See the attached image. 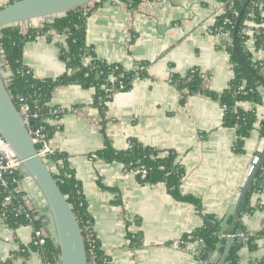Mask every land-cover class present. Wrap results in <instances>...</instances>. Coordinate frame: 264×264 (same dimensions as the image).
Segmentation results:
<instances>
[{
  "label": "crops",
  "instance_id": "0c3cea01",
  "mask_svg": "<svg viewBox=\"0 0 264 264\" xmlns=\"http://www.w3.org/2000/svg\"><path fill=\"white\" fill-rule=\"evenodd\" d=\"M12 1L0 0V8ZM87 9L92 10L87 42L99 58L128 69L147 63L143 67L148 76L135 79L132 89L117 91L109 101L106 135L118 150L128 148L132 138L161 150H175L185 168L181 193L201 202L199 209L194 203L178 201L164 183L143 185L122 163L97 157L106 138L102 117L92 106L93 89L60 85L50 105L68 113L59 122L52 121L61 126L52 142L69 155V164L82 182L102 248L112 264H217L223 251L199 260L197 254L203 249L199 240L185 247L176 244L202 227L206 215L221 220L222 230L229 232L228 220L252 157L264 146L263 138L253 132L246 140V153H236L237 131L223 124L220 102L201 94L184 97L186 91L173 83L175 74L197 71L211 90L222 92L228 87L233 70L224 45L227 37L213 29L223 13L219 0H142L137 7L96 0ZM39 24L17 25L26 34ZM62 42L57 35L50 40L44 34L24 44V63L37 78L56 79L68 72L61 57ZM254 59L264 63V45ZM242 106L256 108L260 119L264 116V104ZM252 205L255 211L243 214L242 223L252 233L263 232L264 188L253 196ZM136 234L143 239L142 246L132 243ZM33 240V226L13 228L0 219V262L46 264L33 250ZM255 243L257 248L252 250L245 239L239 250L241 264L264 259V236Z\"/></svg>",
  "mask_w": 264,
  "mask_h": 264
},
{
  "label": "trees",
  "instance_id": "16d2710c",
  "mask_svg": "<svg viewBox=\"0 0 264 264\" xmlns=\"http://www.w3.org/2000/svg\"><path fill=\"white\" fill-rule=\"evenodd\" d=\"M115 1L125 2L132 7H137L142 2V0ZM219 2L223 13L218 17L213 29L218 33H229L231 37V42L228 40L224 42L233 70V77L228 87L222 92L211 90L205 86L204 78L197 71L195 73L188 72L184 76L175 74L173 83L180 91H186L184 97L189 94H201L220 102L224 112L223 124L236 128L237 139L234 150L242 155L246 153V140L253 132L264 137V118H259L256 108L246 110L242 106V103L245 102L251 103L255 107L264 104V63L254 59V53L264 45V0H219ZM91 11L87 9V6L78 8L51 22H44L43 26L31 27L26 34L22 33L19 25L8 26L1 30L0 46L13 72V82L7 86L16 106L20 109L19 99L23 97L30 106L31 112L39 113L38 117L31 118L30 129L45 126L47 137L53 138L61 126L57 123L53 124L52 121L59 122L68 113L65 108L50 105L56 88L60 85L77 84L93 89L92 106L99 111L102 117V127L106 138L105 146L95 155L109 163H122L128 172L136 174L137 180L143 185L164 183L168 192L176 200L194 203L200 209L201 202L199 200L181 193L180 188L185 176V168L180 155L175 150H161L144 145L136 138L130 139L128 148L118 150L106 135L108 103L116 93L115 90L119 88V82L124 83L123 90H130L135 79L147 77L148 71L144 68L147 63L143 64L144 67L139 65L135 69H128L121 63H108L98 57L93 46L87 42V22ZM226 18L231 22L226 23ZM52 33L64 39V42L60 43V51L62 60L68 67V72L56 79H40L34 75L32 68L24 63L23 47L27 41L35 40L44 34L52 40L54 37ZM15 48L19 53L17 56H15ZM37 147L39 148L38 145ZM48 160L55 165V178L78 218L89 257L94 264H112L94 231L93 216L89 211L83 185L69 164V155L57 150ZM141 166L146 169L144 177L137 172ZM20 179L18 173L11 175L12 188L16 187L17 181ZM263 188L264 162L258 169L246 197L243 214H252L255 211L252 198L256 193L263 192ZM5 198L6 195L0 190V215L5 218V222L13 228L26 225L24 215L16 210L19 201L14 200L11 205L5 206L3 205ZM228 221L231 224L232 217ZM40 225H42L41 221L35 222L36 227ZM240 227L244 229V236L249 242L250 248L255 250L257 248L255 240L260 235L264 236V231L252 233L243 224ZM240 227L234 232L236 236ZM228 234V231L222 230L221 220L214 215H206L202 227L183 236L182 241L185 244L182 247H185L186 243L202 240L203 249L198 252L197 257L199 260H206L216 250L221 252L224 250ZM132 243L135 246H142L143 239L139 234H136L132 238ZM32 248L41 254L46 263H58V248L51 238L39 246L32 243ZM240 248L238 242L233 244L226 264H241ZM3 263L0 262V264ZM258 264H264V259Z\"/></svg>",
  "mask_w": 264,
  "mask_h": 264
},
{
  "label": "water",
  "instance_id": "95a60500",
  "mask_svg": "<svg viewBox=\"0 0 264 264\" xmlns=\"http://www.w3.org/2000/svg\"><path fill=\"white\" fill-rule=\"evenodd\" d=\"M94 1L96 0H16L0 9V37L1 30L5 27L24 22L42 23L54 20ZM14 51L17 56L18 49L15 48ZM3 71L0 60V134L20 160L24 172L32 177L36 188L34 193L46 206L52 224L51 236L59 252V264H92L78 218L51 167L39 154L33 136L8 90ZM263 162L264 150L240 191L233 210L229 235L217 264H226L233 244L237 241L241 246L245 241L244 229L240 227L243 224V206ZM238 227L237 237L234 232Z\"/></svg>",
  "mask_w": 264,
  "mask_h": 264
},
{
  "label": "built area",
  "instance_id": "2783aa9c",
  "mask_svg": "<svg viewBox=\"0 0 264 264\" xmlns=\"http://www.w3.org/2000/svg\"><path fill=\"white\" fill-rule=\"evenodd\" d=\"M52 20H46L44 22H51ZM37 26L32 27H40L43 26V23ZM226 23H230L231 21L226 18ZM227 37V40L231 42V37L229 33H220ZM0 60L3 66V75L6 81V84H10L13 82V72L11 71L9 61L6 55L3 53V49L0 46ZM124 83L122 81L119 82V88L115 90V92L123 90ZM21 103L20 112L26 125L28 126L30 133L33 136L34 142L39 146L38 152L47 162V164L51 167L52 171H56L55 165L51 161H49V157L54 155L58 149L53 145V138H48L45 133V126H40L35 129H30L31 118L38 117L39 113H32L30 106L24 101L23 97L19 99ZM264 118V116L262 117ZM261 118V119H262ZM263 141H264V137ZM264 150V146H260L256 154L252 157V161L249 167L248 174L252 172L255 165L259 161L260 155ZM138 173L142 174V177L146 174V169L141 166L138 170ZM18 173L20 175V180L17 181L16 187L12 188L11 183V175ZM10 175V176H9ZM0 190L6 195L4 204L5 206H9L13 203L14 200H18L19 204L17 207V211L22 213L26 219L27 225L34 227V240L33 244L36 246L45 244L48 238H52V224L51 219L47 213V209L44 203H41L36 197L35 193V183L31 176L27 175L21 167V162L8 144V142L3 138L0 134ZM21 193V194H19ZM262 192L256 193V195H260ZM0 219L5 220V218L0 215ZM41 221L42 225L39 227L35 226V222ZM239 236V235H237ZM245 237V236H244ZM246 239V238H245ZM54 241V240H53ZM202 244L203 241L199 240ZM55 243V242H54ZM56 244V243H55ZM185 242L182 240L176 244V246L181 247ZM186 243L185 246H187ZM57 246V245H56ZM90 262L94 264V262L90 258ZM259 262H255L254 264H258ZM3 264H7L4 262ZM50 264V263H46ZM59 264V261L58 263Z\"/></svg>",
  "mask_w": 264,
  "mask_h": 264
}]
</instances>
